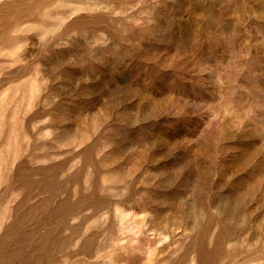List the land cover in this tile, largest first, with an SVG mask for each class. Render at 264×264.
Segmentation results:
<instances>
[{
	"label": "rangeland",
	"instance_id": "374dc122",
	"mask_svg": "<svg viewBox=\"0 0 264 264\" xmlns=\"http://www.w3.org/2000/svg\"><path fill=\"white\" fill-rule=\"evenodd\" d=\"M0 264H264V0H0Z\"/></svg>",
	"mask_w": 264,
	"mask_h": 264
}]
</instances>
